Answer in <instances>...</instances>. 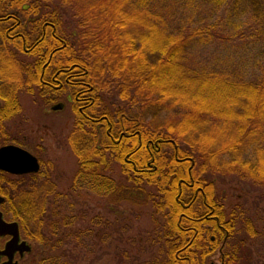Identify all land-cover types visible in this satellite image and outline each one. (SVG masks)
<instances>
[{"label":"trees","instance_id":"obj_1","mask_svg":"<svg viewBox=\"0 0 264 264\" xmlns=\"http://www.w3.org/2000/svg\"><path fill=\"white\" fill-rule=\"evenodd\" d=\"M133 1L137 4L135 8L149 9L148 35L156 38L161 34L160 40H142L146 21L135 24L139 20L137 18L134 23L127 24L124 13H113V0L90 4L83 0L21 2L24 6H36L34 10L40 15L41 27L46 23L53 24L54 29L50 27V30L62 39H55L54 65L57 69L66 67L71 71V77L76 79L73 82L71 78L69 85L78 110L70 143L79 157V167L71 189L77 192L87 189L112 199L115 204L131 202L143 205L151 202L158 212H163L162 219L156 221L151 245L142 251L147 253L148 250L151 256L132 259L129 250L123 247L118 251L122 256L121 264H208L207 259L218 246L221 236L225 237L227 229L233 234L239 220L241 226L235 233L234 244L229 250L223 246L222 262L255 264L253 243L264 238V225L259 230L255 220L263 221L264 216L259 212L251 216L250 207L244 208L243 204L239 213L231 214L229 226L216 202L213 181L227 169L241 167L239 177L257 184L256 191L260 196L257 202L264 201V138L260 137L254 146L248 144L246 147L243 144L248 131L245 130L243 135H234L221 148L207 147L191 133L198 131L200 126L204 129L200 121L189 132L182 126L178 127L187 112L183 100L192 99L179 91L188 90L190 94L197 88L194 93L197 98L192 100L200 102L199 99L209 95L205 88H222L221 95L215 89L217 101L227 94V100L235 101L232 104L228 101V109L245 116L243 124L237 123L236 116L224 118L237 123L239 133L244 131L246 120L253 123L257 118L264 120V49L255 47L259 30L247 26L252 17L250 9L254 17H259V12H264V0H250L243 19L227 20V35L224 30L217 29L219 25L210 18L209 9L213 4L221 7L226 0ZM237 1L227 0L228 16L236 8ZM190 11L196 15L195 18ZM188 12L191 14L185 15ZM131 25L133 29H130ZM206 32L213 35L208 38H215V43L210 44ZM51 39V35L45 36L40 51L52 46ZM59 41H65V44ZM214 45L227 51V72H216L206 64L203 67L196 65L197 54ZM240 48L245 50L239 52L237 49ZM252 66L259 72L250 70ZM40 71L41 65L37 75ZM80 77L86 81V91L81 94L84 96L81 100L85 101L82 105L86 107L83 110H80V99L75 98ZM223 88L227 90L225 94ZM254 104L259 106L252 112ZM97 108L99 112H96ZM192 108L195 111L193 116L200 120L222 119L217 110L204 109L199 104ZM163 113L165 118L156 123L147 120L149 115L162 116ZM130 141L132 143H128ZM223 155L227 156L225 161L221 160ZM119 161L127 167L123 183L100 170V166L109 168L112 162ZM256 165L263 168L262 177L254 174L255 169L258 170ZM49 181L43 180L39 187L28 190L18 189L16 196L39 198L38 208L29 212L31 218L33 216L38 222L41 230L39 241L45 249L39 255V264H68L63 258L67 253L62 250L64 244L83 246L91 252L98 243L96 238L102 239L103 235L101 232V235L95 234L92 228H75L78 216L62 213L60 203L54 202L55 211L51 210V202L46 199L67 198L68 193L58 192ZM144 182L145 186L156 187L161 199L148 192ZM248 191L251 190L248 188ZM198 198L214 207L212 215L215 217L210 222L194 220L202 211L201 205L197 207L194 204ZM185 202L191 204L185 207ZM105 235L104 238L108 239ZM124 239L120 236L119 243ZM54 250L57 251L53 253Z\"/></svg>","mask_w":264,"mask_h":264},{"label":"rangeland","instance_id":"obj_2","mask_svg":"<svg viewBox=\"0 0 264 264\" xmlns=\"http://www.w3.org/2000/svg\"><path fill=\"white\" fill-rule=\"evenodd\" d=\"M97 1L99 0H83V2L87 4H90L91 2L97 3ZM113 1V13H124V16H126L125 22L127 24L130 25L134 23L137 18H139V20L135 24L144 22V20L146 21L144 22L145 25L142 30L143 33H141L142 40H145L146 42H152L161 39V34L156 37L157 39L152 38L148 35V28L150 26L149 9H143L141 6H137L135 8V5L137 4L133 0L131 3H128V0ZM248 2L251 3L250 0H238L236 3V10L234 9L236 12L232 9L229 16L227 14V0L221 7H217V4H213V7L212 5H209V9L211 11L210 18H212V21L214 23H217L219 25L218 28L214 25V28L224 30L227 35V20H233L234 22L235 20L243 19V16L246 15L245 7L249 5L247 4ZM150 5L151 4H149L147 7H149ZM190 12L186 13L185 15L191 14ZM250 14L252 17H250L247 26L250 29L259 30L257 35L258 39L255 40L258 43L255 47L256 49L261 48L262 50L264 49V20H262V17H264V12L260 11L258 14L259 17H254L253 11L252 9H250ZM193 16L194 18L196 17L195 14ZM130 29H133L132 25L130 26ZM205 34L207 39L210 40V44L216 42L215 38L213 40L208 38H212L213 35L208 34L207 32ZM63 38L65 39V37ZM225 39L227 40V38ZM215 45H217V43ZM215 45L210 46V49L206 51L203 49L199 52V54H197L196 65L198 64L199 66H204L206 64L216 72H227V51H225V48H215ZM237 50L241 52L244 51L245 48H240ZM252 63L253 61L250 62V64ZM250 70L259 72L258 69L254 66H252ZM8 71H11V68H9ZM143 88H146V86ZM196 89L197 88L192 89L190 94L188 90H186V92L183 90L179 92L180 94H185L187 97H189V99H193L197 98L194 94L196 92ZM205 89V91H207L209 95H207L203 100L199 99L200 102L198 100L192 99L183 100L185 106H187V112L181 119L182 122L178 125V127L182 126L189 132L191 128L200 121L204 125V129H201V126H198L199 130L192 131L191 133L192 135H197L196 138L202 141L204 145H206L207 147L212 146L213 148H221L224 144L227 145V143L233 139L234 135H243L245 130L248 131V133L246 134V141L244 142L245 144H243L246 147L249 146L248 144H250V146H254L256 141L260 140V137L264 138V120L257 118L256 123L248 122L246 120V123L242 128L244 131L242 133H239L237 131V128L239 126L238 124H243L242 121L244 120L243 117L245 116L238 114L237 111H235V113L234 111L229 110L228 108L230 105H227L228 101L230 104L235 101L227 100L228 98L226 94L225 96H222V100L218 102L215 89H218L221 95L222 88ZM223 89V93L225 94L227 90L226 88ZM20 96V102L22 103L21 105L23 108V125L25 131L30 135L29 137L33 139L35 143H39L41 152H45L46 150L44 154L45 161L47 162V165L51 171L57 191L61 193H68L67 198L59 197L56 198L57 200L55 201H49L51 202V210L55 211L56 204L54 202L58 204L60 203V205H62V207H60L62 208V213H67L68 215L76 214L78 216V220L76 217L77 221H75V228H92V231H94L95 234L101 235V232L103 235L102 239H100V237L96 238L98 243L91 252L83 248V246L75 247L72 245V243L64 244L62 250L67 253L63 254V258L68 262V264H121L120 260L122 259V256L118 254V251L123 250V247L129 250L132 259L134 257H150L152 253H149L148 250L147 253L142 251H145L144 249L151 245L153 237H155L153 235L157 226L156 221L161 220L163 217V212H158V210H156V208L153 206V203L148 202L143 205H134L131 202H122L121 204H115L111 201L112 199L98 195L95 192L89 191L87 189H79L78 192L71 189L73 178L79 167V157L77 155V152L75 151V148L71 145V143L68 142L69 140H67L66 138L67 135L72 132L74 122L76 121L78 114V110H76L75 108L74 98H67L66 96L63 97V108L56 111L55 113L50 112L47 114L46 109L44 110L42 107L43 105L41 104V99L38 94L21 92ZM209 101H211V103ZM198 104L199 107L202 106L204 109L213 111L217 110L216 112L218 113V116L222 119L215 120L214 118L207 121L203 119L200 120L199 117L193 116V112L195 111L193 110L192 106ZM203 104L205 107L203 106ZM258 106L259 104H254L253 108H251V111L255 112L256 110L254 109ZM47 108L51 109V107ZM99 111L100 110L97 108L96 112ZM169 115L170 113L168 114V116ZM227 115L234 117L236 116L239 120L237 122L238 124L225 120L224 118H227ZM162 118H165V113H163L162 116L149 115L147 120H154L156 123ZM131 131L134 132L133 130ZM122 132L123 131H121V133ZM128 143H132V141ZM257 144L260 145V143ZM42 148L44 149V151H42ZM254 152L256 153V151ZM261 158L262 154H260V159ZM226 159L227 156H221L222 161H225ZM259 164H261V160ZM256 166L258 170L255 169L256 171L254 174L257 176L262 175L263 168L258 165ZM124 169H127V167L124 165V162L120 161L112 162L109 168L100 166L101 171H103L105 174H108L110 177L120 183H123V181H125V175L123 176V174L127 172H125ZM240 170L241 167L238 169L232 167L230 169H227V171H224L221 175H217L214 177L215 181L213 182L216 202L224 212L226 222L227 220H229L232 213H239V210L243 209V204L245 205L244 208L247 206L250 207L251 216H255L256 212H259L260 215L264 216V201L260 203L257 202V200L260 199V196H258L259 194L256 191L257 184H254L251 181L248 182L247 179L246 181L245 179L240 178L238 174L240 173ZM131 174L132 176H136V174ZM143 186H145V182L143 183ZM248 188L251 191H248ZM145 189L150 193H154L157 199H161V197H158L159 194L156 187L146 185ZM259 192H261L260 189ZM69 200H71L70 202L72 203V206L70 205ZM164 211L167 212V209H165ZM255 221L258 229L261 230V227L264 225V219L263 221H261L260 219H256ZM240 226L241 223L239 220L236 222V228L233 232L234 235L231 234L232 241H228V244L226 243L225 245L227 247V250L231 245L234 244L235 233H237L236 231L240 229ZM105 234H110V236H106ZM104 235L108 237V239L104 238ZM120 236H123L125 238L121 243H119V241H121L119 240ZM221 237L222 238H220L218 241V246L212 252L211 256L207 259L208 264H222V251L220 248L225 237ZM131 238H133V241L131 240ZM263 241L264 238L257 239L254 241L252 246V249H254V256L257 260H259L258 262H264ZM43 250L45 249H43V246L40 245V252H42ZM56 251L57 250H54L53 253H55Z\"/></svg>","mask_w":264,"mask_h":264},{"label":"flooded vegetation","instance_id":"obj_3","mask_svg":"<svg viewBox=\"0 0 264 264\" xmlns=\"http://www.w3.org/2000/svg\"><path fill=\"white\" fill-rule=\"evenodd\" d=\"M21 2L22 0H0V148L7 145L20 147L31 155L22 160L23 166L32 168L37 161L39 169L13 172L0 167V264H39L40 245L44 249L39 241L41 230L37 220L29 215V212L38 208L39 198L18 197L16 194L18 189L39 187L41 181L47 179L50 180V186H56L45 161L46 150L41 152L39 143H35L25 131L20 94H38L46 113H55L63 108V97L74 98L69 85L72 79L73 82L76 80L71 77L69 69H57L54 65L55 39H62L54 35V30H50V27L54 29L53 24L46 23L41 27L40 15L34 10L36 6H24ZM50 35L52 46L40 51L45 36ZM59 42L65 44V41ZM40 65L41 71L37 75ZM9 68L11 71H8ZM85 83V78L80 77L79 91L75 94L77 96L74 95L76 100L80 99V110L86 108L82 105L85 101L81 100L86 91ZM70 135L71 133L66 137L69 143ZM46 200L57 199L49 197ZM190 204L185 202L184 206ZM194 204L202 206V211L194 217L195 221L210 222V219H214V207L209 202L198 198ZM230 221L231 218L227 220L228 225ZM230 232L227 229L221 251L228 241H232ZM258 261L254 263H264Z\"/></svg>","mask_w":264,"mask_h":264},{"label":"water","instance_id":"obj_4","mask_svg":"<svg viewBox=\"0 0 264 264\" xmlns=\"http://www.w3.org/2000/svg\"><path fill=\"white\" fill-rule=\"evenodd\" d=\"M29 156L31 155L20 147L14 145L3 146L0 148V167L13 172H23L31 169L38 170L39 165L37 161L32 168L23 166L22 160L28 159Z\"/></svg>","mask_w":264,"mask_h":264}]
</instances>
